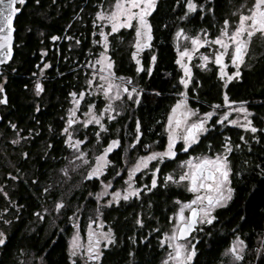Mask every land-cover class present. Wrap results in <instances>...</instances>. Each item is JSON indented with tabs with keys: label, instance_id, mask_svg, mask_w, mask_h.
Segmentation results:
<instances>
[{
	"label": "trees",
	"instance_id": "1",
	"mask_svg": "<svg viewBox=\"0 0 264 264\" xmlns=\"http://www.w3.org/2000/svg\"><path fill=\"white\" fill-rule=\"evenodd\" d=\"M104 1L106 0H25L23 5L19 4L21 10L15 17V26L23 56L18 58V63L27 64L28 68L33 69V65L41 58L43 44L46 45V57L51 62L47 68L44 91L46 97L42 100V107L34 114L32 105L24 103L23 110L31 114L29 124L53 127L52 132L45 130L48 140L52 141V147L48 148L46 156L36 144L30 148L37 157L30 166V177L20 180L15 189L16 197L22 201L24 208L20 213H14V239L1 264L15 262L21 247L26 255L27 252L32 253L31 264H70L67 239L73 221L69 214L77 204L79 219L83 220L90 215L95 204L90 193L98 190V182L96 179L86 180L66 197L65 206L50 234L44 235L43 222L36 231L28 230L30 225H34V210L41 203L48 204L50 199L55 198V186L49 188L45 198L35 197L33 194L41 193L40 181L47 179L46 182L49 183L53 179L51 175L54 170L64 162L67 152V145L64 143L66 137L64 134L59 137L58 129L65 127L64 112L69 106V93L82 89L85 63L94 54L92 51L97 50L92 44L93 15ZM195 1L202 4L203 7L198 9L201 13L197 11L187 16V9L184 7L186 0L156 1L157 7L148 16L152 28L150 47L139 55L141 72L136 71V62L132 59L133 49L129 43L132 30L120 29L108 36L107 53L112 61L113 71L117 76L129 78L136 83L140 100L125 101L121 114L106 122V131L98 132L99 139L97 129L90 125L80 127L76 136L84 139L87 147L93 145L94 140L99 152L108 141L117 138L120 146L111 159L118 166L121 165L122 150L127 151L133 140L136 143L132 150L137 149L143 154L164 149L168 141L165 126L169 111L181 92L186 94L188 105L200 113L222 104L225 94L229 101H243L250 111L252 125L257 130L255 133L217 124V119L213 117V127L190 150L210 151L218 148L227 138L232 148L228 158L233 173L230 175L231 186L234 189L232 199L217 210L213 223L206 230L197 231L196 255L192 264L219 262L221 248L228 241L226 233L219 234L220 223L227 230L234 229V238L239 233L244 241L246 250L242 264H264V176L259 174L264 168V52L257 56L252 65L241 70L238 79L228 81L227 85L221 81L214 67L210 70L193 67L191 82L183 89L179 82L180 69L176 63V50L172 40L174 32L182 26L189 30L199 27L216 29L228 12L230 0ZM182 16L185 18L180 19ZM52 36L58 39L52 40ZM153 55L156 57L155 61L151 60ZM149 65L150 73L147 71ZM20 119L23 120V114ZM138 122L139 136L136 131ZM185 155V152L177 150L173 159L160 164L156 187H142L138 196L127 201L121 200L118 204L103 206L101 220L106 231L112 230L113 242L109 243L108 248H102L101 264H159L164 251L160 243L161 231L167 224L169 213L173 211V201L189 197V193L181 187L165 186L164 177L172 168L174 160ZM33 177H36V183L33 182ZM103 178H112L117 183L119 176L115 167L110 168ZM144 181L146 183L148 179ZM26 191L32 192L29 194ZM138 218L142 221L141 224L136 223ZM257 249H260L259 253Z\"/></svg>",
	"mask_w": 264,
	"mask_h": 264
},
{
	"label": "snow or ice",
	"instance_id": "2",
	"mask_svg": "<svg viewBox=\"0 0 264 264\" xmlns=\"http://www.w3.org/2000/svg\"><path fill=\"white\" fill-rule=\"evenodd\" d=\"M23 5L25 0H0V50L6 49V51H0V56L7 57L11 54V48L9 47L12 40L13 33V16L14 14L20 12V8L14 7L15 3ZM157 7L156 0H116V3L113 6V10L110 14L105 15L102 12H97L96 17L97 21H102L107 23L111 27V33H117L122 28H128L131 23L134 21L136 25V43L134 47L137 51L142 50L143 48L150 47L149 41L152 40V28L148 22V16L153 12ZM184 7L187 9L185 16L188 13L194 12L198 7H203L197 5L194 0H186ZM207 11H212V9H207ZM182 16L180 19H184ZM96 21H94L95 23ZM230 22L225 19L223 26L220 30V34L211 41L212 44L218 46L214 50L215 58L214 63L219 66L218 76L221 80L224 81L227 85L228 81L233 80L234 78L238 79L240 77V65L245 61V54L248 51L249 45L254 36L259 34L261 37H264V0H254V3L249 10V14L245 15L241 13L239 15L238 23L235 25L234 29L229 30ZM109 33H106L103 29L100 31L99 41H94V43L102 44L105 52H102L99 58L95 61V64H92V67L99 65L100 80L104 84L94 85L96 89H102L105 96L108 98L109 103L106 108L100 112L99 115H96L93 112V106L88 105V111L84 113L85 119L80 121L77 117V109L81 104L80 98L84 97L86 94L91 95L90 92L81 91L80 93H69L72 97L73 107L68 110V119L66 120L65 128L62 129V132L65 137V145H67L73 152H77L80 149V146L85 142L80 139H73V132L70 131L74 124H82L84 127H87L91 123L98 125L101 131H106L104 124L101 122V117L106 116L108 120H113L114 116L111 114V101L114 99H119V93L123 91L128 95L129 98L135 97L136 101L140 100V93L136 89L129 90L127 87L121 89L119 85L114 84L113 81L116 79L111 72L113 67L110 58L105 54L109 48V41L107 39ZM176 37L186 38L183 30H177L175 33ZM204 36L207 37V33H204ZM52 40L58 39L56 36L51 37ZM70 39V38H69ZM201 43H209L208 39L205 38L203 41L197 37L191 38L192 49L191 51L185 48L183 51L178 52L176 63L184 71V76L180 78V84L187 87L189 83V78L191 77V70L189 66L182 62V58L187 57L191 60L192 53L195 52L200 46ZM230 56L231 65L236 68V71L231 74L225 71L228 66L225 63V57ZM132 59L136 62V71L141 72L142 66L141 61L137 58V52L132 53ZM156 57L153 55L151 57L152 61H155ZM201 66L209 60L208 56H201ZM45 68L48 67L47 64L44 65ZM147 71L151 72V65H149ZM95 76V73L93 74ZM123 79V78H120ZM130 83V81H128ZM90 87L93 86V79H89L86 82ZM106 85V86H105ZM35 88L37 90V95L41 90V85L39 82L36 83ZM116 89L114 92L113 89ZM3 89H0L2 92ZM181 99H179L176 104L172 106V109L168 116V123L166 125L165 131L167 132L168 142L163 151L160 152H151L147 156H142L137 160L136 165L129 170L128 177V188L117 190L111 193L113 198L111 202L123 199L127 201L130 197L138 196L140 193L139 188L132 187V176L140 171L142 168L146 169L148 167V162L153 160L163 161L165 159H170L175 157L177 150L182 152H188L191 150V146L196 144L200 139V135L207 131L206 124L210 117L213 116L212 112L203 113L199 119H192L189 121L190 117H195L196 112L192 109L187 108L185 93L181 92ZM225 103H234L229 101L228 96H224ZM3 102V101H0ZM244 102H240V106L237 108H230L229 111H235L239 113H244V123L239 124V127L250 129L253 133L257 130L255 127H251V122L247 119L249 113L247 109L244 108ZM228 116V113L225 112L224 116L221 119H225ZM221 121L217 120L216 123L219 124ZM229 124H238L237 120L228 119ZM13 127H15L13 125ZM137 135L140 134L139 122L137 123ZM97 139H99V133H97ZM243 139V137H241ZM177 140H182L183 147L177 145ZM13 143L18 141L14 140ZM135 143V141H134ZM118 145L117 140H112L109 142L108 146L104 149L103 153L95 157L96 163L89 169L87 176L84 177L85 180H91L92 178H99L104 172L106 166L110 163L107 159V154L111 152ZM148 147L147 145L145 146ZM239 147V146H237ZM223 152L215 155L203 157H189L186 162V170L179 176V179L176 180L172 175H167L164 177L165 181L171 183H180L186 182V190L189 193H192V199L186 202L177 200L176 203L179 205L178 210L173 214L172 217H169L170 220H174L173 230L171 235H165L161 239L160 243L162 245L166 244L169 249L172 251L168 254V257L163 264H192V258L196 255L195 247L189 249L182 242L183 238L188 237L189 233L197 229L198 225L208 224L211 225L216 219L214 211L218 208H223L233 197L234 189L231 186L230 175L232 173V168L230 166V161L227 156L232 148L228 143L227 138L222 145ZM27 156V153L24 154ZM73 169L78 166L79 163L87 164L88 160L86 159L85 153L79 151V155H73L72 161ZM185 163V162H182ZM159 167V166H158ZM259 167V166H257ZM65 176H68V169L64 168L60 170ZM261 176H264V168L260 170L259 173ZM11 176V174H9ZM239 175V173H235ZM119 176V173H117ZM152 187H156V170L152 172ZM12 179H17V177H11ZM36 183V181H34ZM112 186L110 181L107 184L102 183L101 191L96 194L97 201L100 200V197L104 196L108 189ZM150 190V189H146ZM48 188L44 189V192L47 193ZM6 195V194H5ZM91 195V193H90ZM62 200H58L54 207L56 210H60L64 207ZM185 210H188V214L185 215ZM7 211V209H5ZM36 215H39L37 213ZM43 218V217H41ZM244 219V217H241ZM5 224H8L9 221H3ZM137 224H141L142 221L138 218L136 221ZM100 224H96V228H100ZM91 229V225L89 226ZM88 243L84 245L80 242L79 237L74 235L72 241L69 244V258L75 256L77 251L84 249L82 255H86L89 261L94 262V264H101V247L108 248L109 243L113 242L112 240V230L108 229L107 232H97L94 230H89L87 232ZM9 237L6 233L0 231V245L6 246V241ZM101 241H104L101 245ZM245 243L239 237L236 236L229 247L225 250L224 255L231 256L233 264H242V257L245 251ZM257 252H260V249H257ZM75 264V262H73Z\"/></svg>",
	"mask_w": 264,
	"mask_h": 264
},
{
	"label": "rangeland",
	"instance_id": "3",
	"mask_svg": "<svg viewBox=\"0 0 264 264\" xmlns=\"http://www.w3.org/2000/svg\"><path fill=\"white\" fill-rule=\"evenodd\" d=\"M194 2L197 5H201L202 6V4H198L195 0H194ZM115 3H116V0H106V1H104V3L101 6L98 7V9L94 12V15H93V29H94V31H93V36H92V44H93V46L96 47L97 50L92 51V52H94V54L90 55L89 59L85 63L86 64V67H85L86 71H85V78H84L82 89L80 91H72L71 92V93H77V94L80 93L81 91H85L86 93L87 92L91 93V95H87L86 94L82 98L77 96V98L81 99V104H80V106L77 109V117H78V120H80V121H82V120H84L86 118L84 113L88 111V105L89 104H91L93 106V112L96 115H99L100 112L103 111L106 108V106L108 105V103H109V100L105 96V94L103 93L102 89H96L94 87V85L104 84V82L101 81L100 78H99V76H100L99 65H96L95 67H92L91 65L95 64V61L99 58V56H100V54L102 52H105V49H104L102 44L94 43V41H99L100 40V36H99L100 31L103 29L106 33H109V35L111 34L110 25L107 24V23H104L102 21H97L96 13L97 12H102L105 15L110 14L111 11L113 10V6H114ZM253 3H254V0H239V1L238 0H236V1L230 0L229 1L228 12L225 14L224 19L221 20L217 24L216 29H214V30L209 29L207 27H199V28H196L195 30H189V29H187V28H185L183 26L182 27H178L176 29V31L173 34V39H172L174 47H175V50H176V60H177L178 52L183 51L185 48H187V49H189L191 51V49H192L191 38L192 37L199 36V38L202 41L205 38H207L208 41H209V43H207V44L201 43V46L195 52L192 53L191 60L187 59V57L182 58V62L187 64L189 66L190 70H191V77L189 78L188 85L190 84L191 79H192V69H193V67H197V68L202 69V70H210L211 68L214 67L216 69V71H217V74H218L219 66L214 63V58H215L214 50L217 49L218 46L215 45V44H212L211 41L214 40L220 34V30H221V28L223 26V22H224L225 19H227L230 22L229 30L231 31L232 29H234L235 25L238 23L239 15L241 13H243L245 15L249 14V10L251 9ZM199 8H201V7H198L197 9H199ZM192 13L193 12L188 13V15L192 14ZM94 21H96V22L94 23ZM122 29H131L132 30V37H131L129 43L131 44L132 49H133L132 53L134 51H136L137 52V58L139 59L140 53L146 48H143L142 50L137 51V49L134 47V45L136 43V25H135V22L133 21L128 28H122ZM180 29L183 30V33H184L186 38H180V37H176L175 36V33L177 32V30H180ZM204 33H207V37L204 36ZM107 39H108V37H107ZM89 51H91V50H89ZM262 52H264V37H261L259 34H257L256 36L253 37V39H252V41H251V43L249 45L248 51L245 54V61H244L243 64L240 65V68H245V67H249L250 65H252V62ZM105 54L109 57L107 51H106ZM201 56H208L209 57V60L204 64V66H201V59H200ZM229 61H230V56H226L225 57V63L228 66L226 67L225 71L227 73L231 74L232 72L236 71V68H234ZM178 66H179V69H180V78H181L185 74H184L183 69L180 67V65H178ZM111 72L113 73L114 77L116 78L113 81V83L119 85L121 89L127 87L129 90L134 88L137 91H139V88L137 87L135 82L131 81L129 78H124V77L117 76L114 73V71H113V67L111 69ZM94 73H95V76H93ZM120 78H123V79H120ZM89 79H93V86H91V87L86 83ZM128 81H130V83ZM221 81L224 83L223 80H221ZM182 86H183V89H184L185 86L184 85H182ZM113 91L115 92L116 89L114 88ZM139 93H140V91H139ZM179 99H181V97H179ZM185 99H186L187 108L192 109V110H194L196 112V116L195 117H190L189 121H191L192 119H199L202 116L203 113L212 112L213 116L209 118L208 123L206 124V128H208V126H210V128L213 127L211 121H212V119L214 117L217 120L221 121L219 124H222V125H225V126H236L238 128H241L246 133L252 132L250 129H245V128L239 127V124H243L245 122L244 121V113H239V112H235V111H229L230 108L239 107L240 103H228V104H226L225 100L223 99V103L222 104L215 105V106L211 107L208 111L200 113V112H197L194 108H191L188 105L187 96L186 95H185ZM127 100L136 101L134 95H133V98H129L126 93L121 91L119 93V99H114V100L111 101V105H112L111 114L114 116V119L119 114H121V112L123 111L124 103ZM176 102L174 104H176ZM243 106H244V108L247 109L245 104ZM72 107H73V105H72V97L69 95V106L66 108V110L64 112L65 124H66V120L68 119V110L70 108H72ZM171 109H172V107H171ZM171 109H170V111H171ZM170 111H169V113H170ZM225 112L228 113V116L225 119L222 120L221 117L224 116ZM247 112L249 113L247 119L251 122L249 109H247ZM228 119L237 120L238 124H235V125L234 124H229L227 122ZM108 121H110V120H108L106 116L101 117V122L104 124L105 128H106V122H108ZM210 122H211V124H210ZM167 123H168V118H167L166 125H167ZM89 125L90 126H95V128L97 129V133L101 131L99 129L98 125H96L95 123H91ZM80 127H84V126L82 124L77 123V124H74L72 126V128L70 129V131L73 132V139L74 140L75 139H79L76 136V133L80 129ZM251 127H253L252 122H251ZM165 128H166V126H165ZM166 135H167V132H166ZM167 138H168V136H167ZM80 140H84V139H80ZM223 144H221L218 148H213V150H210V151H202V152L188 151V152H185L186 155L184 157L174 160V162L172 164V168L169 169L166 172L165 176L172 175L174 177V179L178 180L179 176L181 174H183V172L186 170V167H187L186 162L188 161L189 157L195 158V157H203L205 155L215 156V155L223 152V148H222ZM177 145H179L182 148L183 147L182 140H177ZM106 147L107 146L102 147L101 151L99 152V151H97L98 149H97V147L95 145H91V146L87 147V146H85V142H84L80 146L79 151H83L85 153V156H86V159L88 160V163L87 164L79 163L78 166L75 167V169H73V164L70 163V161H72L73 155H76V156L79 155V151L74 153L73 150L70 149L67 146V152H66V155L64 157L63 164L60 167H58L56 170H54V174L51 175L53 177V179L51 181H49V183L46 182L48 189L52 188L53 184H54V186H57V190L59 189L60 191H58L59 193L56 195L55 198L50 199L48 201V204L46 203V205H44V209H42L40 211H36L34 213L35 214V218H33V221H32V224H34V225H30L31 231L35 230V228L39 224H41L43 222V224L45 225L44 235H47V234L51 233V231L55 227L57 219L60 217V213H61L62 209L64 208L63 207L60 210H56L55 207H54L55 203L58 200H62L64 205H65L66 197H69V195H71V191L73 189L78 188L81 185V183L86 181L84 179V177L87 176L89 169L96 163L95 157L100 155L101 153H103V151H104V149ZM163 150L164 149L157 150L156 152H160V151H163ZM153 152H155V151H153ZM148 154L142 155V156H147ZM176 154H177V152H176ZM227 156H228V153H227ZM139 158H137V159L132 158V160H131L132 162L127 166L128 167L127 171H126L127 177L126 178L124 177V180H123V185L124 186L123 187H119L117 189H113L112 187H110L108 189V191L105 193V195L100 197L99 201H97V199H96V194L101 191L102 183L103 184H107V183H109L111 181L110 179L106 180L105 178H103L104 174L107 173V171H108L109 164L106 166L104 172L101 174V176L99 178H95V177L92 178V179H96V181L98 182V190H96L95 192H91V195H90L93 198L94 202H95V204L91 208L90 215H87L85 217V219L80 220L79 219L80 216L77 213L78 212L77 204H75V206L73 207L74 210L72 211V213L69 214L70 219H72V221H73V226H72V228H71V230H70V232L68 234V239H67L68 254H69V244L72 241V238H73L74 235H77L79 237V240H80L81 243H83L84 245H87V243H88L87 232L89 230H94V231H97V232H107L106 229L104 228L103 221L101 220V210L103 209V206H105V205L108 206L110 204H118L121 200H123L121 198V199H119L117 201H114V202L110 203V201L113 200V198L111 196V193L114 192V191H117V190H121L122 191L123 189L128 188L127 181H128V177H129V170L132 169L136 165L137 160ZM167 160L168 159H165L163 161H160V160L149 161L148 162V167L146 169L142 168L141 169L142 171H138V173L142 172L143 173L142 175H148L149 176V171L151 170V166L152 165L156 166V164H157V168H158L157 172H159L160 164L162 162H164V161H167ZM154 161H156V163H153ZM182 162H185V163H182ZM124 167H125V163H124ZM64 168L68 169V176H65L60 171L61 169H64ZM152 170H154V169H152ZM117 173H118V171H117ZM152 178H153V176H152ZM152 178L150 177L148 179V181H146V183H145V181H144L145 178L143 177L142 181H144V182L141 183V187H134V188L141 189L142 187H144V188L152 187L151 183L149 184V181L152 180ZM156 178L158 179V174H156ZM164 185L165 186L171 185V186H175V187H181L188 193V191L186 190V187H187L186 182L171 183V182H167V181L164 180ZM192 195L193 194L191 193V199H192ZM189 199H190V197H188V199L179 200V201L186 202ZM176 201L177 200L173 201V211L169 213L168 219H167L168 220L167 224L165 225L164 229L161 231V239L164 238L166 234L167 235H171L172 234L173 225H174L175 221L174 220H170L169 217H172L173 214L179 208V205L176 203ZM216 210L214 212H216ZM187 212H188V210H185V215H187ZM37 213H39V215H36ZM41 217H43V218H41ZM97 223H99L101 225L100 228H98V229L96 228V224ZM90 225H91V229L89 227ZM195 239H197V236H192L191 238L185 239L182 242L186 245V247L191 249L192 247H195ZM232 241H233V239H232ZM103 243H104V241H101V245H103ZM230 244H231V242H230ZM162 247L164 248V251H163L161 259L159 261L160 264H163V261H165L167 259L168 254L172 251L171 249H169L167 247L166 244L162 245ZM102 248L103 247H101L100 251L102 250ZM245 249H246V246H245ZM225 250L223 251V255L225 253ZM82 253H84V249L83 248L78 250L76 255L71 257V259L69 258L70 264H73V262H75V264H94V262L89 261L87 256L86 255H82ZM24 254H25V256L22 255V256H20L18 258L16 264H31V262L33 261L32 256H31L32 253L27 252V255H26V252H24ZM227 257H228V259L226 261L218 262L217 264H233L232 257L230 255L227 256Z\"/></svg>",
	"mask_w": 264,
	"mask_h": 264
},
{
	"label": "flooded vegetation",
	"instance_id": "4",
	"mask_svg": "<svg viewBox=\"0 0 264 264\" xmlns=\"http://www.w3.org/2000/svg\"><path fill=\"white\" fill-rule=\"evenodd\" d=\"M17 7H19V3L17 4ZM197 11L199 10L197 9L193 13H196ZM199 12L201 13V11ZM13 25L15 28L13 33V41L9 46L11 48V54L7 57L0 56V89H3V91L0 92V101H3L0 102V231L6 233V235L9 237V239L6 241V246L0 245V264L2 263V259H4V257L6 256V250L11 248L10 242H12L14 239L13 234L15 232L13 231V227L15 223L12 222V220L14 219V213H20V210L24 208V204L22 203V201L16 197L15 189L18 186L20 180L23 181L26 177L27 179L30 177V173H28L29 171H31L30 166L31 164H34V159L37 157V155L33 153L30 148L32 145L36 144L37 146H39L40 151L43 152V155L46 156L47 152L52 147V141L48 140V136L46 135L45 130L47 129L50 132H52L53 130V127L51 125L41 126L39 124H29V118L31 114L30 112H25L23 110L24 103L28 104V106L32 105V109H34L35 114L39 110V108L42 107V100H44L46 97L44 91L45 81L48 76V67L45 68L44 65L47 64L49 66V64H51V62L46 57V45L43 44L41 46V58L38 62L33 65V69H30V67L28 68L27 64H19L18 58L23 56V53L21 49H19L21 46V42L20 38L18 37V34L16 33L15 20ZM0 51H6V49ZM242 69L243 68H240L239 71L241 72ZM37 82H39L41 85L39 95H37V90L35 88ZM22 114L23 120L21 121L20 117L22 116ZM25 121L26 123H24ZM13 125L15 127H13ZM209 129H211L210 126H208L207 131ZM58 130V136L60 137L62 136L63 132L61 127ZM207 131L203 132L200 135V139L197 141V143L202 139V137L206 134ZM14 140L18 142L13 143L12 141ZM112 140H117L118 145L116 148H114L111 152L107 154V159L110 161L108 170L112 167H115L116 171H118L119 173L117 183L114 179L110 178V180L113 182L111 187L113 189H117L119 187L124 186L123 180L124 177H127V166L132 162V158L137 159L142 155H146L153 151L156 152L157 150H152L151 152L149 151L144 154L138 151L137 149L133 151L132 149L135 147L136 143V141L133 140L132 142H130L129 149L127 151L122 150L120 154L121 165L116 166L114 165V162L112 161L111 157L118 150L120 146V141L117 138H112L110 141ZM110 141H108L107 144H105L104 146H108ZM94 144L95 141L93 140V145ZM25 153H27V156L24 155ZM123 162L125 163V167ZM153 163H156V161H154ZM152 169L156 170V174H158L157 164L156 166H151L149 176L142 175V172H136L132 176V186L141 187L143 177H145V179H149L150 177L152 178ZM9 174H11V176ZM11 177H17V179H12ZM35 178L33 177V180L37 181ZM46 181L47 179L40 181L39 190H41V193L39 195L34 193L33 195L35 197L39 196V198H45V194H47L44 192V189L47 188ZM151 181L152 180L149 181V184L151 183ZM56 187L57 186H55V189H53V191H55L56 193L55 197L58 193ZM31 192L32 191H26V193L29 194ZM189 197L191 199V193H189ZM44 205L46 204L41 203L39 207L34 210V213L36 211L44 209ZM5 209H7V211H5ZM216 212H214V215H216ZM5 220L9 221V223L5 224L3 222ZM222 224L223 223H220L218 225L219 234L224 235V233H226L228 235V241L221 248V259L219 260V262L226 261L228 259L226 255H223V251L229 247L230 242H232V239H234V229L227 230L222 226ZM38 226L36 228H38ZM36 228L33 231H36ZM207 228L208 224H203L201 226L198 225L197 229L194 230V232L189 238H191L192 236H196L197 231L203 229L206 230ZM28 230L29 232H31L30 228H28ZM236 236H239V233ZM15 238L20 239L19 237ZM196 241L197 239H195V243ZM8 244L10 246H8ZM18 251L19 255L17 256L16 261L12 264H16L20 256H25V250L22 247L19 248Z\"/></svg>",
	"mask_w": 264,
	"mask_h": 264
},
{
	"label": "water",
	"instance_id": "5",
	"mask_svg": "<svg viewBox=\"0 0 264 264\" xmlns=\"http://www.w3.org/2000/svg\"><path fill=\"white\" fill-rule=\"evenodd\" d=\"M17 4H18V2L15 3L13 6H14V7H17ZM18 8H19V7H18ZM18 13H19V12H18ZM18 13L14 14V16H13V23H14V20H15L16 15H17ZM13 28H14V25H13ZM14 29H15V28H14ZM13 33H14V30H13ZM13 33H12V40H11V43H12V41H13ZM10 45H11V44H10ZM187 214H188V212H187ZM193 232H194V231H193ZM193 232L189 233V236L183 238V240L188 239V238L191 236V234H192Z\"/></svg>",
	"mask_w": 264,
	"mask_h": 264
}]
</instances>
